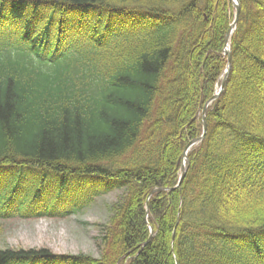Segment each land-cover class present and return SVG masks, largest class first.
<instances>
[{
    "label": "trees",
    "instance_id": "16d2710c",
    "mask_svg": "<svg viewBox=\"0 0 264 264\" xmlns=\"http://www.w3.org/2000/svg\"><path fill=\"white\" fill-rule=\"evenodd\" d=\"M239 1L224 91L171 190L227 66L230 0H0V221L119 194L98 257L0 264H264V0Z\"/></svg>",
    "mask_w": 264,
    "mask_h": 264
},
{
    "label": "rangeland",
    "instance_id": "374dc122",
    "mask_svg": "<svg viewBox=\"0 0 264 264\" xmlns=\"http://www.w3.org/2000/svg\"><path fill=\"white\" fill-rule=\"evenodd\" d=\"M118 196L115 192L97 199L81 216L0 221V248H45L58 255L86 254L98 257L97 238L108 222L104 205L116 202Z\"/></svg>",
    "mask_w": 264,
    "mask_h": 264
},
{
    "label": "water",
    "instance_id": "95a60500",
    "mask_svg": "<svg viewBox=\"0 0 264 264\" xmlns=\"http://www.w3.org/2000/svg\"><path fill=\"white\" fill-rule=\"evenodd\" d=\"M233 7L235 8L236 10V14H235V21L234 23L231 25L227 35H226V38H225V49H224V53L225 55L227 56L228 60H227V70L225 72V75L223 77V80L221 82V87H220V91L218 94H216L215 96H213L205 105L204 109H203V115H202V118H203V134L200 138L196 139V140H193L192 142H190L188 144V146L186 147L185 149V152H184V164L182 166V175H181V178L179 180V183H178V186L177 188H179L186 176V168H185V163H188V159H187V154L188 152L190 151V149L198 144H200L205 136H206V133H207V123H206V119H205V113H206V109L208 108L209 105H211L214 101H216L219 96L221 95V93L223 92L224 90V87H225V83L227 81V78L229 76V72H230V69H231V61H232V56H231V44H230V38L233 34V31L234 29L236 28L237 26V21H238V18L240 16V13H241V6H240V3H239V0H230ZM157 190L151 192L150 196H152Z\"/></svg>",
    "mask_w": 264,
    "mask_h": 264
}]
</instances>
